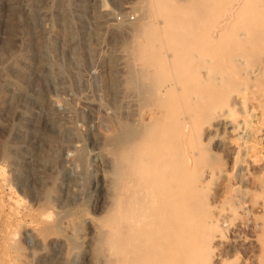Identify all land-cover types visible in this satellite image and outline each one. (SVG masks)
Wrapping results in <instances>:
<instances>
[{"label": "rangeland", "instance_id": "obj_1", "mask_svg": "<svg viewBox=\"0 0 264 264\" xmlns=\"http://www.w3.org/2000/svg\"><path fill=\"white\" fill-rule=\"evenodd\" d=\"M227 4L216 2L205 19L209 42ZM164 20L149 0H0V264H102L89 223L109 209L117 154L160 104L188 132L189 182L206 164L221 168L195 199L246 205L211 264L262 263L264 32L239 49L193 42L182 77L139 51L143 30ZM258 28L234 19L226 30ZM239 57L260 73L243 74Z\"/></svg>", "mask_w": 264, "mask_h": 264}, {"label": "bare ground", "instance_id": "obj_2", "mask_svg": "<svg viewBox=\"0 0 264 264\" xmlns=\"http://www.w3.org/2000/svg\"><path fill=\"white\" fill-rule=\"evenodd\" d=\"M149 1L151 7L164 17V27L150 23L149 28L142 32L144 44H141V48L139 46V51L142 50V56L150 55L162 65L166 63V67L171 69L167 68V73L175 69L173 72L182 77L184 73L187 74L191 63L190 53H195L196 49L192 50L195 45H209L213 40L216 44H210L213 47L225 43L226 47L233 44L239 49L247 42H254L256 36L264 32L263 0ZM220 1L229 3L225 8L226 20L224 18L225 21L215 31L218 39L213 37L209 42L206 31H211V27L205 28V19L210 16L216 2ZM175 3L182 6V11L177 16L170 11ZM234 19H239L244 24L254 22L260 28L242 30L235 35L231 32V35L226 27ZM215 41L223 42L218 44ZM193 42L196 44L193 45ZM208 45L204 46L207 48ZM158 57L164 58V61ZM241 61L239 57L233 62L237 66H244L240 68L243 74L251 73L255 76L260 73L258 68L242 65ZM191 64L190 70L194 61ZM168 88H162L158 100L163 101L161 98L167 96ZM168 109L167 105L160 104L156 111H152L153 114L143 126L142 134L136 138L131 135L128 143L117 154L111 177L113 196L109 209L89 223L95 226L89 225V228L95 229V239L102 251V264H211L214 244L223 237L230 219L237 210L239 213L246 210L243 202L237 206L224 207L195 199L197 190L207 186L222 171L219 166L206 164L202 168V175L189 182L188 132L182 124L172 126ZM256 131L253 132L257 133ZM220 140L224 145L229 144L226 137H221ZM99 178L97 177L96 184ZM259 187L263 195L256 203V209L264 214V182H260ZM102 202L103 199L98 197L94 206H99ZM259 222L264 227V217ZM72 223L70 220L66 221V227L73 226ZM15 256L19 259V255ZM263 261L260 264H264Z\"/></svg>", "mask_w": 264, "mask_h": 264}]
</instances>
